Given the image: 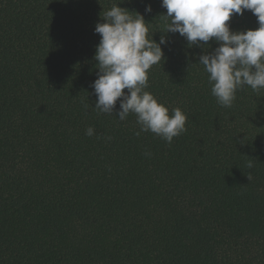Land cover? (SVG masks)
I'll use <instances>...</instances> for the list:
<instances>
[{
    "label": "trees",
    "instance_id": "obj_1",
    "mask_svg": "<svg viewBox=\"0 0 264 264\" xmlns=\"http://www.w3.org/2000/svg\"><path fill=\"white\" fill-rule=\"evenodd\" d=\"M114 4L165 35L160 0H0V264H264V88L220 106L194 65L218 45L166 34L146 91L186 131L136 136L91 94ZM229 23L258 27L247 10Z\"/></svg>",
    "mask_w": 264,
    "mask_h": 264
},
{
    "label": "clouds",
    "instance_id": "obj_2",
    "mask_svg": "<svg viewBox=\"0 0 264 264\" xmlns=\"http://www.w3.org/2000/svg\"><path fill=\"white\" fill-rule=\"evenodd\" d=\"M117 5L105 11L102 22L94 27L100 40L93 57L97 78L90 85L91 94L96 97L94 110L98 114L113 116L119 101V121L135 115L139 125L136 136L151 132L171 144L186 131L187 116L182 110L174 108L170 115L169 109L146 91L148 71L164 61L162 46L170 42L166 34H178L188 46L204 48L209 41L218 45L199 55L194 65H203L211 95L220 106L232 107L237 91L244 86L253 91L264 88V0H160L166 9L160 17L167 23L159 42L149 38V23L143 15ZM246 10L256 17L258 27L231 30V17ZM151 11L146 5L145 13ZM86 134L92 136L94 129L89 127Z\"/></svg>",
    "mask_w": 264,
    "mask_h": 264
}]
</instances>
